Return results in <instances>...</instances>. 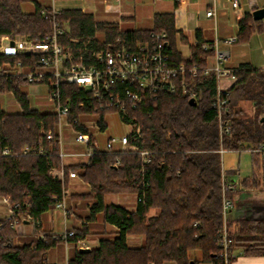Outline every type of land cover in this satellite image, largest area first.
Instances as JSON below:
<instances>
[{
	"label": "trees",
	"instance_id": "trees-1",
	"mask_svg": "<svg viewBox=\"0 0 264 264\" xmlns=\"http://www.w3.org/2000/svg\"><path fill=\"white\" fill-rule=\"evenodd\" d=\"M25 2H32L34 10L23 12L21 5ZM43 9L49 10L37 0H0V37L22 36L38 41L51 31L50 21L41 14ZM57 18L68 22L70 36L83 38L99 30L108 38L121 35L136 42L148 40L152 32H165L171 61L197 68L200 98L190 105L187 96L161 92L154 99L144 96L135 109L127 105L121 119L139 128L138 136H129L138 152L101 153L69 162L61 182L49 174L51 164H60L57 118L51 111L31 108L29 83L22 76L9 75L15 62L26 59L0 53V96L12 95L21 107L16 113L5 112L0 101V149L8 148L14 153L0 156V198L18 201L20 208L29 203L44 233L42 239L35 232L16 234L9 222L0 218V264H48L52 250L64 252V241L50 234L48 222L49 214L55 210L53 198L60 197L63 189L68 191L71 218L80 222L70 226L74 235L66 241L73 245L79 239H97L88 253L69 249L67 264H224L217 247V232L223 222L221 153L250 151L252 173L240 185L264 192V159L254 152L264 146V69L237 67L238 78L224 95L227 102L223 120L229 122V131L220 134L217 112L212 107L216 79L201 75L214 49L209 44L207 49L202 47L206 42L199 32L189 45V56L183 57L178 47L184 38L174 29L171 13L154 15L151 28L128 31L97 24L90 14L79 9L61 10ZM261 23L245 15L238 23L237 41L247 42L261 30ZM61 90L64 101L73 106L82 96L90 99L88 93L75 86L64 85ZM49 130L55 134L50 141L41 134ZM39 142L47 155L20 153L24 147H36ZM140 151L149 153V163L142 162ZM69 172H75L77 178L70 179ZM70 180L80 181L81 187ZM232 190L226 192L229 199ZM109 195L134 197V209L105 203ZM226 227L233 251L264 255V221H226ZM129 238L140 240L139 245L129 246Z\"/></svg>",
	"mask_w": 264,
	"mask_h": 264
},
{
	"label": "built area",
	"instance_id": "built-area-1",
	"mask_svg": "<svg viewBox=\"0 0 264 264\" xmlns=\"http://www.w3.org/2000/svg\"><path fill=\"white\" fill-rule=\"evenodd\" d=\"M233 9L239 6V0H227ZM61 10L49 8L41 10L45 20L50 21L51 31L45 33L38 41L32 42L25 37L18 36L14 39L8 36L0 37V53L6 57L25 58L26 61H17L8 71L9 75L22 76L29 84L44 85L50 111L57 118L56 139L60 159L59 166L50 165L49 174L53 179L63 182L64 169L67 165L65 158L88 159L94 155L108 152H138V147L129 142V136L139 135V128L132 122H124L125 107L129 105L135 109L144 96L156 98L161 92L180 93L195 101L200 98L198 88L197 68H187L183 63L171 61L168 52V42L165 32H152L145 41L131 42L121 35L108 38L104 32L100 38H83L70 36L67 21H59L57 16ZM206 16H214L213 9L206 11ZM98 33V34H99ZM228 44L237 42V38L225 41ZM207 49V44H203ZM223 54L218 52L216 64L207 65L201 75H213L216 79V95L212 107L217 112L219 133L229 131V122L223 120V111L226 105L225 94L228 88L237 80V68L225 70L219 62ZM8 66V63L6 64ZM224 79L230 85L224 86ZM75 86L78 90L90 95V99L82 96L73 106L68 100L64 101L62 86ZM94 100V102H93ZM103 114V116H101ZM115 118L118 123L126 127L124 134L115 135L109 132V117ZM104 127L102 128V125ZM65 132L69 133L73 143L81 149L78 152H66L64 149ZM45 140H53L52 131H42ZM105 134V135H104ZM136 138L134 137L133 140ZM264 159V146L254 150ZM22 155L36 154L47 155L39 142L36 147H24ZM143 163H149V153L140 151ZM0 156H14L8 148L0 149ZM117 163V162H116ZM70 179L77 178L75 172H69ZM228 173L222 169V200L221 215L222 226L217 232V247L224 264H230L236 252L231 249V240L228 237L226 221L227 214L232 207L231 199L226 197V192L233 189V183L227 181ZM68 191L62 190L60 197H54L55 210H58L63 219V229L50 234L56 239L64 241L65 258L61 264H67L66 253L73 248L80 249L91 247L86 239H79L73 245L66 240L74 235L67 221L73 217L67 205ZM140 197L136 201L140 202ZM0 206L4 209V219L15 230L28 223L30 229L42 239L41 221L32 216L29 203L20 208L18 201L12 202L9 197L0 198ZM85 222V221H83ZM19 233V232H17Z\"/></svg>",
	"mask_w": 264,
	"mask_h": 264
},
{
	"label": "crops",
	"instance_id": "crops-1",
	"mask_svg": "<svg viewBox=\"0 0 264 264\" xmlns=\"http://www.w3.org/2000/svg\"><path fill=\"white\" fill-rule=\"evenodd\" d=\"M67 1H60V4H58V1L52 0V4L48 8L58 10L79 9L84 13L90 14L92 20L97 24L115 26L120 31L151 28L154 15L171 13L174 17V29L177 34L184 38L179 41L178 47L183 57L189 56V45L194 42L195 33L199 32L204 42L211 45L214 49L213 55L207 59V65L214 66L217 53L220 52L224 58L219 62V65L225 70L234 69L241 65H247L258 70L264 69V19H262L261 30L255 31L247 42L237 41L231 44L225 42L234 37L238 38V23L240 19L245 15L252 17L255 10L264 8V0H239L237 9H233L227 0H93L88 4L92 7V11L87 10L82 4L64 5V2ZM175 2L177 3L176 7L174 6ZM99 7L104 8L101 13ZM211 9L214 11V16H206V11ZM93 11L95 13L99 12L101 17L95 16ZM223 81L224 86L230 85L226 79ZM65 136V151H80L81 148L73 143L68 132H65ZM244 152L250 154L252 165L251 152ZM79 160L82 159L65 158L66 163ZM226 172L228 173L227 178L230 179L231 174V179L234 180L231 181L226 178L227 181L233 183L231 193L232 207L227 214V222L234 224L240 220L264 221V192L243 188L240 185L243 179L250 177L252 166L250 173H241L240 175L239 168ZM72 180H70V183H73ZM73 185H76L77 188L81 187V183L78 180L74 181ZM121 198L129 210L134 209L135 206H132L126 196H121ZM124 199L127 200L124 201ZM0 211H4L1 206ZM54 212L60 213L58 210H54ZM73 222L71 220V225ZM49 227L52 231L57 232L51 225ZM23 228L30 229L28 223L25 222ZM129 240L134 243L131 247L138 246L140 243L138 239L129 238ZM88 241L91 246L97 244L96 238H90ZM48 264H58V261L55 260ZM167 264L172 263L167 262ZM230 264H264V255H244L241 250H238Z\"/></svg>",
	"mask_w": 264,
	"mask_h": 264
},
{
	"label": "rangeland",
	"instance_id": "rangeland-1",
	"mask_svg": "<svg viewBox=\"0 0 264 264\" xmlns=\"http://www.w3.org/2000/svg\"><path fill=\"white\" fill-rule=\"evenodd\" d=\"M53 1H58L57 3L60 4V1L64 0H53ZM67 1V0H65ZM93 0H68L67 2H64V5H80L84 6L87 10L92 11V7L88 4H90ZM37 2L43 6V7H49L52 4V0H37ZM93 4V3H92ZM104 7V5H103ZM100 13L103 11L104 8L99 7ZM21 9L23 12L28 13L34 10V4L32 2H25L21 5ZM95 16L101 17L100 13H95L93 11ZM95 32V37L100 38L101 34ZM27 93H28V101H29V106L33 109H36L38 111H50V104L47 100V95H46V88L44 85H37V84H29L27 86ZM0 101L2 108L5 112L9 113H16L21 110V107L18 105L14 97L10 94H5L0 96ZM109 132L115 135H121L126 132V127L123 126V124L118 123V121L113 118L112 116L109 117ZM105 135V134H104ZM221 164L222 168L224 171H229L232 169H238L241 173H250L251 172V162H250V154L248 152H243L242 154H239L238 152L234 151H222L221 153ZM228 179V178H227ZM231 181H234L231 179V174H230V179ZM126 198L130 201L132 206H135L136 202L134 200V197L132 196H126ZM127 199H124L126 201ZM105 203H113V204H119L127 208L126 205H124L123 200L121 196L119 195H109L104 198ZM5 212L0 211V216L1 218L4 217ZM50 218V225L55 231H61L63 229V219L60 213L58 214L57 212H52L49 214ZM75 220L74 218H70V220L67 221V225L71 226V220ZM80 222L74 221L73 224L79 225ZM72 224V225H73ZM33 232L31 229H24L23 227L19 228L16 234H21L24 232ZM133 239V238H132ZM128 244L134 245V243H131L130 240H128ZM65 258V252L62 251V249H54L50 254H48V263H52L55 260L58 261V264H61L63 262V259ZM61 258V259H60ZM167 264V263H165Z\"/></svg>",
	"mask_w": 264,
	"mask_h": 264
},
{
	"label": "water",
	"instance_id": "water-1",
	"mask_svg": "<svg viewBox=\"0 0 264 264\" xmlns=\"http://www.w3.org/2000/svg\"><path fill=\"white\" fill-rule=\"evenodd\" d=\"M252 18H253V20H256V21L264 19V8H260V9L255 10L253 12V14H252ZM189 104L190 105H195L196 102H195L194 99H189ZM25 223H27V222H25ZM89 251H90L89 248H85V249H80L78 252H80V253H88ZM190 264H193V263L190 262Z\"/></svg>",
	"mask_w": 264,
	"mask_h": 264
}]
</instances>
